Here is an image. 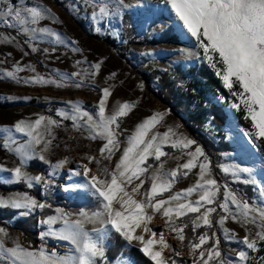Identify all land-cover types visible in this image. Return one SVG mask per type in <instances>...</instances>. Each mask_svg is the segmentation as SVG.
Wrapping results in <instances>:
<instances>
[{"label":"rangeland","instance_id":"374dc122","mask_svg":"<svg viewBox=\"0 0 264 264\" xmlns=\"http://www.w3.org/2000/svg\"><path fill=\"white\" fill-rule=\"evenodd\" d=\"M7 2L15 7L40 6L50 9L48 18L40 20L36 25L29 23L24 27L50 29L59 34L64 43L57 42L55 37L46 33H38L36 39H31V34L24 33L20 25L10 27L0 20V129L4 127L11 129L10 132L0 131V169L21 167L30 177L43 178L40 183L33 182L32 187L23 181L6 183L4 181L13 180L12 173L0 170V197L8 199L27 195L34 198L38 204L46 205L43 209L35 208L28 215H21L24 209L0 207V228H4L7 233L2 237L5 247L12 248L19 243L32 251L43 248L49 253L55 250L59 255L69 254L70 251L63 250L66 248L57 246L67 244L72 248L68 241L51 235L41 237V233L47 232L49 227L53 230L63 227V220L57 219L51 225L41 222L48 217L58 216L57 209L71 214L70 220L81 219L78 213L82 209L89 213L99 209L98 200L90 192L80 189L65 190L69 185L84 181L83 176L73 174L70 176V172L74 173L78 166L88 164L98 176H103L95 162L89 163L86 158L88 156L95 157L100 161V167L111 172L126 146L127 137L134 132L136 126L155 113H163V119L149 133V137L155 132L164 133L171 128L178 137L187 138L195 143L190 148H182L179 145L173 148L171 143L177 137H170L168 143L162 144V151L167 155L162 156L159 161L154 157L148 158L146 162L148 171L141 177L144 185L139 193H132L133 199L144 200L143 193L151 187V175L158 169L163 175L186 163L191 159L189 153H194L197 146L203 151V156H198L195 160L197 166L191 170L181 168L171 189L155 199L167 200L170 196L196 185L200 163H209L207 178L215 179L219 190L213 203L205 204L200 213L189 212L178 218L172 214V221L169 223L174 222L176 226L183 228L185 236L183 242L166 223L168 218L163 216V210L153 212L151 208L145 210L147 215L153 217L147 225L151 231L145 232L144 226L141 225L135 229L134 234L143 235L147 240L152 239V232L158 235L163 233L164 240L172 247L166 252L164 250L166 247L159 243L158 238L153 239L156 241L153 250L161 251L168 264L173 260L177 261V264H192L194 257L188 245L197 243L198 237L204 233L211 239L201 246L198 252L212 246L214 241L219 239V250L225 258L235 260L237 252L245 250L249 258L244 264H264L262 259L264 241H258L256 250L247 249L245 245L237 242L245 236H249L250 239L256 238L255 233L261 230L258 227L261 223L259 216L257 215L255 224L237 222L231 218L230 213H225L219 207L225 202V192L234 193L237 198L250 204L264 205V196L261 195L258 185L243 182L254 178L258 184H264V148L261 144V139L264 138L256 139L253 136L256 148H252L248 143V137L244 136V132L255 133L256 129L240 98L232 95L233 91L239 92L241 89L235 84L232 91L224 86L216 70L203 59V49L197 47L195 38L183 28L170 5L166 4L165 0H125V3L134 7L124 9L121 16L116 14L115 0H97L98 3H107L113 14L110 17L93 19L92 13L94 10L98 12V7L93 8L92 0H7ZM3 6L0 4V8ZM164 31L167 34L164 35L162 33ZM33 48L36 50L33 51ZM185 52L199 53L200 58L195 55L188 56ZM97 63L101 65L98 71L93 67ZM17 66L23 71H16ZM220 67L222 65L217 64V68ZM32 68L35 71H32ZM201 69L212 73L225 89L223 91L208 87L203 96L205 107L212 103L223 104L227 113V120L222 129L208 124L203 130V134L215 141L217 147L228 146L225 150L216 147L218 150L215 156L188 131L186 123L190 116L185 112V107L179 99L181 93L186 94L190 91L188 87L193 83L194 77L203 79ZM8 72H14L19 82L8 77ZM73 73L79 75L73 76ZM113 73L115 76H112ZM37 76L56 83H25V80L33 81ZM77 83L81 84V87H76ZM57 84L64 86L58 87ZM103 88H109L111 91L106 102L105 115H110L118 106V102H130L134 105L127 116L119 118L120 126L115 130L121 142L120 151L115 152L111 160L104 158L108 155L107 152L104 156L100 154V148L106 143L105 140L99 137L91 139L85 127L74 126L72 119L58 115L60 112H66L70 116L77 115L73 111V104H78L81 111H86L98 119L96 114ZM196 91L192 90L191 93L197 95ZM26 97L28 99H25ZM199 101L196 96L190 98V109L193 110ZM233 104H238L239 108H233ZM39 116L50 117L59 123L52 126L51 136L45 135V140H51L47 149L42 150L43 142L40 145H33L35 155L28 156L21 165V157L15 151L5 148L3 144L5 140H9L11 149L25 145L30 138L24 133L16 132L13 126L18 121H34ZM86 119V117L78 119L75 125H83ZM246 124L249 126H244ZM41 155L44 156V160L39 159ZM60 161L66 163L60 168H54ZM234 164L252 167L254 171L251 175L248 173L233 175L234 169L231 166ZM223 168L230 170L225 172ZM184 172H187L186 176ZM136 183L139 181L134 180L132 185L125 187L131 193V188ZM201 194L202 191L198 189L190 196L182 197L180 201H172L165 207L175 208L178 203L198 200ZM228 203L233 212L238 211L230 199ZM208 207L216 209L210 214L212 226L208 227L199 221L200 227L193 230L192 221ZM221 216L228 217L223 225L219 223ZM84 227L91 232L93 228H100L102 225L99 221L86 222ZM232 234H235L236 239L225 238ZM111 236L105 242L106 249L110 245L108 240ZM131 244L143 247L136 240ZM173 249L179 252L180 256H176ZM123 261L135 264L125 255H121L111 264H122ZM210 264H216V261H210Z\"/></svg>","mask_w":264,"mask_h":264},{"label":"snow or ice","instance_id":"6c2138e0","mask_svg":"<svg viewBox=\"0 0 264 264\" xmlns=\"http://www.w3.org/2000/svg\"><path fill=\"white\" fill-rule=\"evenodd\" d=\"M116 14H123L124 9L134 7L125 3V0H115ZM165 3L170 5L176 18L187 30V33L194 37L197 42V47L203 49V59L207 60L209 65L216 70L217 76L220 77L225 87L230 91L233 85H238L241 91L232 92V95L240 98L245 106V110L250 115L253 126L256 129L255 133L244 132V136L248 137V143L252 148L257 145L253 140L264 138V0H165ZM3 8H0V20L10 27H15L17 24L21 26L24 33H30L31 39H36L38 33H46L49 36L55 37L59 43H64L62 37L47 28L24 27L29 23L36 25L40 20L48 18L50 9L40 6L36 7H15L7 0H0ZM93 8L98 7V12L93 11V19H102L110 17L111 12L107 3H98L97 0H92ZM11 21H15L13 24ZM5 39H8L5 37ZM36 49L33 48V51ZM75 50V49H74ZM184 51V50H182ZM186 55H195L200 58L199 53L185 52ZM79 63V62H78ZM102 63V62H101ZM217 64L222 67L217 68ZM100 63L93 65L98 71ZM31 67V66H29ZM35 71L34 68L31 69ZM16 71H23L17 66ZM73 76H78L79 73H73ZM7 76L19 82L14 72H8ZM115 76V73L112 74ZM56 83V81L45 80L43 77L37 76L33 81L25 80V83ZM57 86H64L57 84ZM76 87H81L77 83ZM102 97L99 101L97 117L94 118L90 113L81 111L78 104H73V111L77 115H69L66 112H60L58 115L72 119L74 126L85 127L89 132L91 139L99 137L105 140L106 143L100 148L101 156L105 152V159L111 160L115 152L120 151V140L115 129L119 128V118L128 115V112L134 106L130 102L119 103L110 115H105L106 102L111 95L109 88L102 89ZM25 99H28L27 97ZM72 103V102H69ZM233 108H239L238 104H233ZM86 117L83 125H75V121ZM247 118V117H246ZM163 119V113H155L151 117L146 118L138 124L134 132L127 137L126 146L123 148L119 159L115 162L114 169L109 172L107 168L100 167V161L95 157H86L89 163L95 162L103 176L89 175L91 169L88 164L81 165L83 171H75L73 175L83 176L84 181L80 184L69 185L65 190H85L90 192L99 202V209L89 213L81 210L78 216L81 219L70 220L71 214H66L62 209H57L58 216L48 217L47 220L41 223L51 225L57 219L63 220V227L58 230H53L49 227L47 232L41 233V237L54 236L60 240L68 241L72 245V250L69 254L59 255L55 250L51 253L41 248L37 251H32L22 247L17 243L14 247H5L3 236L7 233L4 228H0V264H109L106 256V240L114 233L119 234L129 244L133 241H139L143 247L140 249L145 255L149 256L155 264H168L162 257L161 251L153 250V245L156 243L153 239L145 240L143 235H135V229L144 226V231H151L148 228V223L152 220L151 215L146 214V209L151 208L153 212L162 211L163 216L167 217L168 226L175 232L176 237L183 242L185 236L183 228L176 226L172 221V214L175 217L187 215V213H200L201 208L205 204H212L216 192L219 190L215 179L207 178V170L209 163H200L199 179L197 184L182 190L181 193H176L170 196L167 200L155 198L163 192L171 189L172 184L178 178L179 170H191L196 167L195 160L198 156H203V151L200 147H196L194 153L190 152L189 159L186 163L178 165L176 169L170 172H165L161 175L158 169L150 177L151 187L143 193L144 200L133 199L132 193H139L144 185L142 176L148 171L147 161L149 157H154L157 161L167 153L162 151L161 145L169 142L170 137H177L172 143L173 148L182 146V148H190L195 142L187 138L178 137V134L169 128L166 132H155L149 137V133ZM58 121L50 117L39 116L34 121H18L13 127L16 132L26 134L29 141L15 149L9 147V140H5L3 146L10 151H15L21 157V165L30 155H35L33 145L44 143V149L51 143V140H45V135H52V126L58 125ZM114 126V127H113ZM43 129V130H41ZM3 132H10L11 129L4 127L0 129ZM15 143V141H12ZM22 148L24 151H22ZM39 159L44 160L41 155ZM66 161L58 162L54 168H60ZM223 167V166H222ZM163 164L160 165V169ZM233 175L238 173H248L251 175L254 171L252 167H242L240 164L231 166ZM2 171H10L13 180L4 182L11 183L13 181H23L29 187L33 186V182L40 183L42 177H30L26 172L22 171L21 167L14 169H0ZM228 172L229 168H223ZM54 174V173H53ZM187 175V172H184ZM110 177V179H109ZM134 180H138L134 187L131 188V193L125 185H132ZM202 181V183H201ZM244 183L257 184L262 196H264V184H258L256 179L245 180ZM201 190L202 194L198 200L188 201L187 203H178L175 208L165 207L170 205L172 201H180L182 197L190 196L194 191ZM215 189V190H211ZM236 207L237 212H233L229 207L228 200ZM119 205V207H116ZM0 207H11L14 209H24L21 215H28L35 208L43 209L44 204L38 202L27 195L18 198L4 199L0 197ZM225 213H230L231 218L237 222L256 223L257 215L259 216L260 231L255 233L256 238L245 236L242 240H238L247 247V249L256 250L258 241H264V205L250 204L246 200L237 198L234 193L225 192V202L219 205ZM216 209L208 207L205 211L192 221L193 230L200 227L199 221L208 227L212 226L210 214ZM255 213L256 215H252ZM227 216H221L219 223L223 225ZM99 221L102 227L93 228L91 232L85 229L86 222L95 223ZM186 226V225H185ZM227 232L228 230L225 229ZM157 233L152 232L155 237ZM215 233H213V236ZM226 239H236L235 234L226 236ZM211 237L204 233L198 237L197 243H190L188 248L194 259L192 264H210V261L215 260L216 264H244L249 258L248 252L240 250L236 254V259L225 258L219 250L220 240L216 239L212 246L205 250L201 246L205 245ZM159 243L163 247H172L164 240L163 233H160ZM176 256H180L179 252L173 249ZM207 257V258H205ZM264 259V258H262ZM122 264H130L128 261H123ZM171 264H177L173 260Z\"/></svg>","mask_w":264,"mask_h":264},{"label":"trees","instance_id":"16d2710c","mask_svg":"<svg viewBox=\"0 0 264 264\" xmlns=\"http://www.w3.org/2000/svg\"><path fill=\"white\" fill-rule=\"evenodd\" d=\"M162 33L164 35L167 34L165 31ZM201 72L203 79L199 80L194 77L193 83H191L188 87L190 91L186 92V94L181 93L179 99L185 107V112L189 113L190 116L189 121L186 123L188 131L202 142L209 153H212L215 156L218 149L225 150L228 146L225 145L224 147H217L215 141L203 134V130H205L208 124L215 125L219 129H222L227 120V113L223 104L212 103L208 107H205L203 104V96L208 91V87L223 91H225V89L212 73L206 71V69H201ZM172 90L171 93L174 95ZM192 90H197V95H193L191 93ZM193 96H196L200 101L197 106L191 110L189 101ZM244 126L248 127L249 125L246 124ZM261 144L264 148V139H261ZM216 147L218 149H216ZM108 244L110 245L107 246L106 256L109 264L115 262V260L120 258L121 255H125L130 258L135 264H155L149 256L145 255L140 250V247L131 243L129 244L117 233L112 234L111 238L108 240Z\"/></svg>","mask_w":264,"mask_h":264},{"label":"built area","instance_id":"2783aa9c","mask_svg":"<svg viewBox=\"0 0 264 264\" xmlns=\"http://www.w3.org/2000/svg\"><path fill=\"white\" fill-rule=\"evenodd\" d=\"M152 235V234H151ZM158 238H160V235H156L155 237H152V239H158ZM57 246L58 247H60V248H66V249H63V250H65V251H70V250H72V248L71 247H68L67 246V244H65V245H62V244H57ZM169 249L170 248H165L164 250L166 251V252H169Z\"/></svg>","mask_w":264,"mask_h":264},{"label":"bare ground","instance_id":"6f19581e","mask_svg":"<svg viewBox=\"0 0 264 264\" xmlns=\"http://www.w3.org/2000/svg\"><path fill=\"white\" fill-rule=\"evenodd\" d=\"M80 165H81V164H80ZM77 170H78V171H83V169H82L80 166H78V168L75 169L74 171H77ZM70 174H71L70 176H72L73 173L70 172ZM93 174L97 175L94 171L91 170V172L89 173V175H93Z\"/></svg>","mask_w":264,"mask_h":264}]
</instances>
